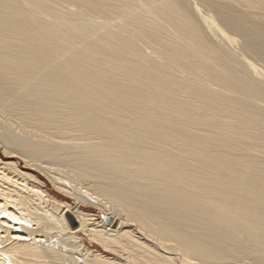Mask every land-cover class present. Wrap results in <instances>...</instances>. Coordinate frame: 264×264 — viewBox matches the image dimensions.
<instances>
[{"label": "bare ground", "instance_id": "6f19581e", "mask_svg": "<svg viewBox=\"0 0 264 264\" xmlns=\"http://www.w3.org/2000/svg\"><path fill=\"white\" fill-rule=\"evenodd\" d=\"M0 264H264V0H0Z\"/></svg>", "mask_w": 264, "mask_h": 264}, {"label": "rangeland", "instance_id": "374dc122", "mask_svg": "<svg viewBox=\"0 0 264 264\" xmlns=\"http://www.w3.org/2000/svg\"><path fill=\"white\" fill-rule=\"evenodd\" d=\"M24 165H25L24 162L21 161V166L23 167ZM36 173L40 174V172H38V171H36ZM40 175L42 176V180L47 182L48 189L54 190L53 184L45 176H43L42 173ZM61 198H62V200L68 201V202L74 204L75 206L78 203V200L75 197L67 195V194H64ZM80 205H82L83 207L88 209L90 212L96 214L97 215L96 217L99 218L98 216H99V213L101 212V209L98 206H96V205L94 206L93 204H84V203H80Z\"/></svg>", "mask_w": 264, "mask_h": 264}]
</instances>
